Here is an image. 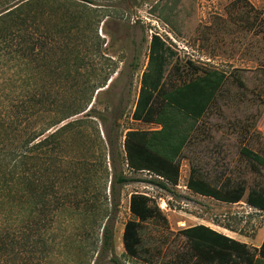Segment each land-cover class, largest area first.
<instances>
[{"label":"rangeland","instance_id":"374dc122","mask_svg":"<svg viewBox=\"0 0 264 264\" xmlns=\"http://www.w3.org/2000/svg\"><path fill=\"white\" fill-rule=\"evenodd\" d=\"M24 10L16 46H0V114L35 134L34 187L24 204L18 183L6 227L14 260L0 255L1 264H206L208 252L180 233L198 225L257 257L264 211L246 198L264 189V0H47ZM148 106L154 123L142 122ZM69 123L55 152H40L52 142L35 148ZM128 131L146 133L147 149L178 167L175 186L127 167ZM120 176L131 181L119 185ZM191 177L222 194L240 187L242 199L195 194ZM133 194L161 216L141 224L140 258L122 243ZM108 217L113 237L102 251Z\"/></svg>","mask_w":264,"mask_h":264},{"label":"trees","instance_id":"16d2710c","mask_svg":"<svg viewBox=\"0 0 264 264\" xmlns=\"http://www.w3.org/2000/svg\"><path fill=\"white\" fill-rule=\"evenodd\" d=\"M45 1L47 0H0V46L4 44L5 47H15L14 40L20 36L22 31L19 25L24 24L29 15L24 8L28 7L30 9L33 5ZM24 49L29 55L31 48ZM19 52H23V49H20ZM156 115L157 110L155 107L148 106L142 116V122L154 123ZM18 122L20 121L12 117V115L0 114V255L9 256L11 261L14 260L12 257L15 255L16 237L14 230L12 228L7 230L6 227L14 223L10 215H17L16 193L18 192V183H20L22 188L20 191L23 194V201L28 197V192L31 193L34 187L29 175V166L32 161V150H34V146L31 143L35 134L23 133L20 129L21 124ZM77 122L72 123L75 124ZM74 124L69 123L57 129L38 142L35 148L48 149L47 146L52 142L55 147L49 148L51 150H42L40 152L43 155L55 152L59 147L56 139ZM147 145L148 138L146 133L138 131L126 132L123 147L127 167L135 172L146 171L175 186L178 178V167L151 153L147 149ZM130 181L128 178L120 176L116 182L121 185ZM158 185L165 189L163 183ZM187 188L195 194L211 197L224 203H237L241 201L243 196V189L240 187L232 188L231 192L222 194L220 190L208 189L194 177L188 179ZM47 189L58 190V186H56L55 182H51ZM41 191L44 203L48 198L44 194L46 192L44 188ZM109 192L112 198L115 193L114 181L109 184ZM55 194L53 192L52 195L54 196ZM25 201L24 204H26ZM112 203L111 199V206H113ZM149 203V198L142 194H133L129 199V211L134 219L125 223L122 231V243L125 253L131 258L141 257V224L161 217L159 211L155 207L150 206ZM246 204L258 211H264V189L249 191ZM43 205L46 207L45 204ZM31 210H33L32 206L29 207V211ZM2 225H4V229ZM112 226L110 217L106 218L105 222L102 223V251L111 246L113 237ZM180 233L185 236L192 250L204 248L208 252L203 261L206 264H230L233 263L235 258L243 260L245 258L248 264H254L255 262L264 263V237L257 250V257L253 258L243 256L245 244L236 242L205 226L190 227Z\"/></svg>","mask_w":264,"mask_h":264}]
</instances>
